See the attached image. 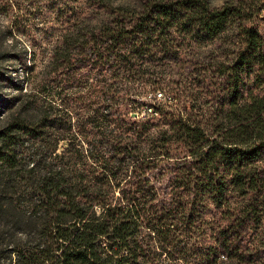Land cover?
Returning <instances> with one entry per match:
<instances>
[{
    "label": "trees",
    "instance_id": "trees-1",
    "mask_svg": "<svg viewBox=\"0 0 264 264\" xmlns=\"http://www.w3.org/2000/svg\"><path fill=\"white\" fill-rule=\"evenodd\" d=\"M62 1L0 118V264H264V0Z\"/></svg>",
    "mask_w": 264,
    "mask_h": 264
},
{
    "label": "rangeland",
    "instance_id": "rangeland-1",
    "mask_svg": "<svg viewBox=\"0 0 264 264\" xmlns=\"http://www.w3.org/2000/svg\"><path fill=\"white\" fill-rule=\"evenodd\" d=\"M6 1L0 0V68L5 71V75L14 78L12 81L0 78V118L10 112L11 101H22L19 99L20 91H28L30 87L16 57L28 60L31 51H35L37 57L47 54L51 43L59 38L65 26L62 0ZM122 1L137 3L139 0ZM210 1L218 6L225 0ZM261 25L264 29V21ZM87 83L83 84L82 81L78 88L85 90ZM138 110L139 113L143 112L141 106Z\"/></svg>",
    "mask_w": 264,
    "mask_h": 264
},
{
    "label": "built area",
    "instance_id": "built-area-1",
    "mask_svg": "<svg viewBox=\"0 0 264 264\" xmlns=\"http://www.w3.org/2000/svg\"><path fill=\"white\" fill-rule=\"evenodd\" d=\"M158 98H159V94H158ZM151 109H152L151 107H148V109H147V110H148V111H151Z\"/></svg>",
    "mask_w": 264,
    "mask_h": 264
}]
</instances>
